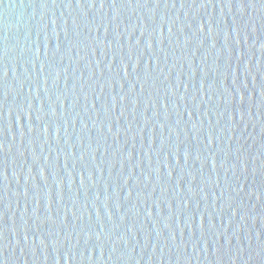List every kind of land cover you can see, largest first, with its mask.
<instances>
[{"label": "water", "instance_id": "1", "mask_svg": "<svg viewBox=\"0 0 264 264\" xmlns=\"http://www.w3.org/2000/svg\"><path fill=\"white\" fill-rule=\"evenodd\" d=\"M0 264H264V0H0Z\"/></svg>", "mask_w": 264, "mask_h": 264}]
</instances>
